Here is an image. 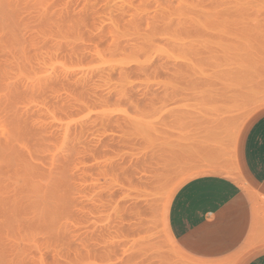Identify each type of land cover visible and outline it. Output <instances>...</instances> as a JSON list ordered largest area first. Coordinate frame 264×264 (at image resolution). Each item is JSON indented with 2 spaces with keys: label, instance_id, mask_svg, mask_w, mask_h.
<instances>
[{
  "label": "rangeland",
  "instance_id": "obj_1",
  "mask_svg": "<svg viewBox=\"0 0 264 264\" xmlns=\"http://www.w3.org/2000/svg\"><path fill=\"white\" fill-rule=\"evenodd\" d=\"M263 112L264 0H0V264H243L169 214Z\"/></svg>",
  "mask_w": 264,
  "mask_h": 264
},
{
  "label": "crops",
  "instance_id": "obj_2",
  "mask_svg": "<svg viewBox=\"0 0 264 264\" xmlns=\"http://www.w3.org/2000/svg\"><path fill=\"white\" fill-rule=\"evenodd\" d=\"M234 166L238 178L202 174L176 193L169 229L188 258L220 263L252 250L243 264H264V112L238 135Z\"/></svg>",
  "mask_w": 264,
  "mask_h": 264
},
{
  "label": "bare ground",
  "instance_id": "obj_3",
  "mask_svg": "<svg viewBox=\"0 0 264 264\" xmlns=\"http://www.w3.org/2000/svg\"><path fill=\"white\" fill-rule=\"evenodd\" d=\"M243 125V124H242ZM239 260V259H238Z\"/></svg>",
  "mask_w": 264,
  "mask_h": 264
}]
</instances>
